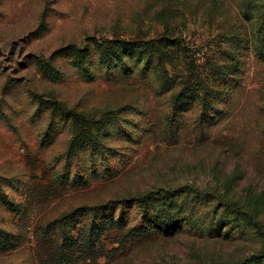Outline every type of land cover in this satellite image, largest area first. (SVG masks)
I'll return each instance as SVG.
<instances>
[{"label": "rangeland", "instance_id": "obj_1", "mask_svg": "<svg viewBox=\"0 0 264 264\" xmlns=\"http://www.w3.org/2000/svg\"><path fill=\"white\" fill-rule=\"evenodd\" d=\"M256 19L242 0H0V196L18 206L10 211L0 201V229L17 241L0 251V264H242L264 250V63L249 44ZM163 37L178 42L179 58L161 69L199 82L212 81L210 63L242 45L238 80L212 110L215 124L199 123L198 105L174 115L178 88L161 90L151 68L133 64L125 76L98 63L94 42ZM72 47L90 51L81 69ZM63 111L92 125L102 148L92 162L88 153L65 162L73 128L57 115ZM85 170L97 178L70 186ZM182 188L206 194L177 204L200 231L184 223L167 236L128 234L141 217L127 201ZM228 204L249 216V230L224 237V224L217 229ZM111 205L126 226L93 245L85 240L88 216L66 220L65 234L52 225L77 209L109 213Z\"/></svg>", "mask_w": 264, "mask_h": 264}, {"label": "trees", "instance_id": "obj_2", "mask_svg": "<svg viewBox=\"0 0 264 264\" xmlns=\"http://www.w3.org/2000/svg\"><path fill=\"white\" fill-rule=\"evenodd\" d=\"M242 6L245 14H249V21L253 20L255 15L259 17V19L254 21V26L249 32L251 35L249 37V44L252 41L256 57L264 63V0H242ZM261 10L263 13L260 14ZM234 37L236 38V36ZM164 38L157 41L132 42L114 39L102 40L94 42V48L97 53L98 63L106 70L118 71L125 76H130L136 67L132 66L133 64L137 66L142 65L143 69L147 71H149V68L153 70L157 78L158 87L161 90L169 91L178 88V91L172 95L170 100L174 115L179 116L193 105H198L201 110L199 123L203 126L215 124L217 116L215 111L212 110L216 106L221 105L225 99H228L230 97L229 95H232L234 87L230 83V79L238 80L243 65L240 56L241 51L238 49L243 48L242 45L237 46V51L233 50L228 53L229 55H226L228 57L218 60L219 63H210L209 69L210 72H213V82L208 79H201L202 82H199L191 78H185L183 80V76L178 75V73L174 72L170 74L165 71L164 67L161 69L163 60L169 59L170 57L171 63L173 58H176V60L179 58L177 52L175 54L173 53L179 49L178 42L174 39ZM72 51L75 62L74 66L80 69L83 68L90 57V51L86 48L80 49L78 47H72ZM225 52L223 51L222 54L225 55ZM39 66L43 70V74L48 77H55L52 73H49L47 65L39 62ZM40 105H43L39 107L40 109L52 108L54 113L59 110V107H55V103L49 105L47 102H40ZM57 115L60 119L71 120L70 124L73 128L65 152V162H71L83 153H88L89 161L92 162L95 154L102 153L100 141L94 138L92 125L86 118L78 119L64 111L58 112ZM178 130L179 128L175 131L178 132ZM93 174H96L94 176L97 178L98 172H95V170H85L79 173V175H73L69 181L70 186L86 187ZM63 182L68 183L64 178ZM2 184L3 182L0 180V194H2ZM9 186L7 187L9 188ZM187 197H193L197 201H203L206 198V194L197 189L182 188L173 191L157 190L148 192L145 195L132 197V199L127 201L125 208L134 205L140 214L141 223L132 227L128 231V234L134 237H147L157 233L167 236L178 232L184 223L200 231L201 223H198L191 216H188L186 214V208H181V206L179 207L177 205L181 198L185 199ZM0 201L8 210H18V206L14 201L4 196H0ZM113 207L112 205L110 206L109 213L106 212L107 207L88 208L84 210L77 209L62 216L52 225L55 230L65 234L66 220L71 222L88 216L91 218V223L87 225L85 240L87 245H93L94 241H98L107 230L112 228L123 229L126 226L124 225L125 217L123 213L114 221L113 215H111ZM102 209L106 210L102 212ZM227 212L230 213L227 214ZM250 222L249 216L238 210L234 205L228 204L219 216L216 227L218 229L220 224H224L226 232L223 236L227 237L233 230L239 233L246 232L249 230ZM216 234H219V231ZM67 236H64V238H67ZM16 242V239L10 233L0 229V251L9 250L16 245ZM242 264H264V250L251 256Z\"/></svg>", "mask_w": 264, "mask_h": 264}]
</instances>
